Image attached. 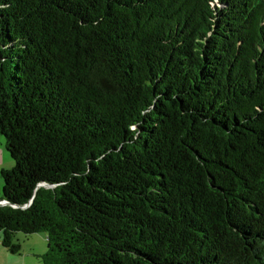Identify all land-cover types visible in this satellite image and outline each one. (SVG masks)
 I'll list each match as a JSON object with an SVG mask.
<instances>
[{
  "label": "trees",
  "instance_id": "trees-1",
  "mask_svg": "<svg viewBox=\"0 0 264 264\" xmlns=\"http://www.w3.org/2000/svg\"><path fill=\"white\" fill-rule=\"evenodd\" d=\"M0 239L42 264H264V0H0Z\"/></svg>",
  "mask_w": 264,
  "mask_h": 264
},
{
  "label": "crops",
  "instance_id": "crops-1",
  "mask_svg": "<svg viewBox=\"0 0 264 264\" xmlns=\"http://www.w3.org/2000/svg\"><path fill=\"white\" fill-rule=\"evenodd\" d=\"M13 167V162L8 159L7 155L5 154V152L3 151V149L0 147V178H1V171L4 170V169H11ZM0 189H1V183H0ZM43 237H30L29 239H25L23 241L24 242H28L26 244V246H28V253L27 254H24L26 252L22 251L20 252L19 254V257H8L7 256V251H4V248L2 247V244H1V240H0V261L1 259H7L8 261V258H11V264H42L41 262V256H43L44 254H30L33 250V248L36 246V245H43ZM19 242H20V239H19ZM22 249V248H21ZM1 264V262H0Z\"/></svg>",
  "mask_w": 264,
  "mask_h": 264
},
{
  "label": "rangeland",
  "instance_id": "rangeland-1",
  "mask_svg": "<svg viewBox=\"0 0 264 264\" xmlns=\"http://www.w3.org/2000/svg\"><path fill=\"white\" fill-rule=\"evenodd\" d=\"M5 138L3 137V136H1L0 135V147L3 149V151L5 152V154L7 155V157H8V159H10L11 161H12V159L10 158V154L7 152V149H6V145H5ZM13 162V161H12ZM13 166H14V162H13ZM0 183H1V189H0V195L2 194V191H3V180H2V178H0ZM31 237H43V245H36L32 250V252L30 253V254H32L33 255V253L34 254H45L46 252H47V237H46V235L45 234H37V235H33V236H31ZM18 241H19V239H20V245H21V250L22 251H24V252H26V253H24V254H27L29 251H28V246H26V244L28 243H26V242H24L23 243V241L26 239V238H24L22 235H19L17 238H16ZM28 239H29V237H28ZM1 240V239H0ZM26 243V244H25ZM4 251H7V250H5L4 249ZM21 252V251H20ZM7 253V256L8 257H19V254L18 255H14V254H11V253H9V252H6ZM11 258H8V261H7V259H1V264H11V260H10Z\"/></svg>",
  "mask_w": 264,
  "mask_h": 264
},
{
  "label": "built area",
  "instance_id": "built-area-1",
  "mask_svg": "<svg viewBox=\"0 0 264 264\" xmlns=\"http://www.w3.org/2000/svg\"><path fill=\"white\" fill-rule=\"evenodd\" d=\"M5 202H0V205H4Z\"/></svg>",
  "mask_w": 264,
  "mask_h": 264
},
{
  "label": "water",
  "instance_id": "water-1",
  "mask_svg": "<svg viewBox=\"0 0 264 264\" xmlns=\"http://www.w3.org/2000/svg\"><path fill=\"white\" fill-rule=\"evenodd\" d=\"M0 59H1V56H0ZM4 204H6V203H4Z\"/></svg>",
  "mask_w": 264,
  "mask_h": 264
}]
</instances>
